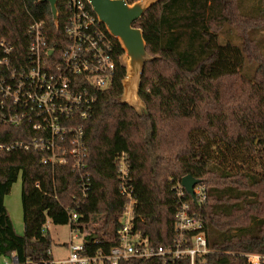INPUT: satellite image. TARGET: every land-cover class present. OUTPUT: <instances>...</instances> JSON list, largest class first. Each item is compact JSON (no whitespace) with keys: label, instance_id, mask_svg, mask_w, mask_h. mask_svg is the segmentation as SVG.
Masks as SVG:
<instances>
[{"label":"trees","instance_id":"trees-1","mask_svg":"<svg viewBox=\"0 0 264 264\" xmlns=\"http://www.w3.org/2000/svg\"><path fill=\"white\" fill-rule=\"evenodd\" d=\"M252 1L256 9L244 13L238 0H159L143 14L133 27L142 31L152 60L142 75L146 110L140 114L120 102L123 52L110 37L111 84L96 92L89 118L72 121L83 130L82 170H74L69 158L52 169L41 164L43 153L8 150L35 134L27 126L0 123V257L51 264L48 222L79 234L91 228L84 255L107 253L116 245L125 203L117 174L121 154L137 201L133 225L152 245L173 243L177 188L191 176L204 186L205 202L198 206L184 190L182 201L203 222L211 252L204 256L206 264H245V255H264V39L256 35L264 31V7L262 0ZM68 2H57L56 28L46 3L0 0V42L11 49L9 69L27 60L33 22L43 23L47 47L61 54ZM228 28L240 47L226 41ZM4 56L0 47V59ZM246 63L253 67L247 76ZM6 72L0 67V78ZM19 178L22 235L4 206ZM120 264L163 263L152 258Z\"/></svg>","mask_w":264,"mask_h":264},{"label":"built area","instance_id":"built-area-1","mask_svg":"<svg viewBox=\"0 0 264 264\" xmlns=\"http://www.w3.org/2000/svg\"><path fill=\"white\" fill-rule=\"evenodd\" d=\"M136 1L124 0L129 5ZM67 5L66 47L59 56L47 47L42 22H33L28 27L27 60L16 69L8 68L11 49L0 42L5 55L0 59V67L7 69L0 78V123L27 126L35 134V138L27 142L11 144L8 150L43 153L41 164L52 169L67 164L69 158L74 170H82L86 157L83 130L72 121L89 118L96 92L108 89L111 84L115 63L110 36L99 27L88 3L69 0ZM117 174L119 193L125 203L118 221L116 245L107 253L97 251L93 256H85L84 238L74 244L82 235L70 231L67 257L51 264H120L152 258L161 259L163 264H174L182 258L187 259L188 264H206L204 256L211 252L203 222L182 201L181 184L176 193L179 209L175 214L173 243L166 247L154 246L133 225L137 201L129 184L126 154L117 158ZM193 196L195 204H204V186L195 185ZM75 221L76 215L71 213L70 223ZM244 257L245 264H264V255ZM7 258L9 264H19L15 256Z\"/></svg>","mask_w":264,"mask_h":264},{"label":"water","instance_id":"water-1","mask_svg":"<svg viewBox=\"0 0 264 264\" xmlns=\"http://www.w3.org/2000/svg\"><path fill=\"white\" fill-rule=\"evenodd\" d=\"M96 16L97 23L104 27L108 35L120 46L123 55L119 62L125 68L122 80L120 102L140 114L146 107L140 99V88L145 65L152 60L146 52L143 33L133 25L159 0H138L126 4L124 0H84ZM58 0H40L46 3L52 15L54 26L58 28ZM199 183L191 176L181 179V187L193 197V187Z\"/></svg>","mask_w":264,"mask_h":264},{"label":"rangeland","instance_id":"rangeland-1","mask_svg":"<svg viewBox=\"0 0 264 264\" xmlns=\"http://www.w3.org/2000/svg\"><path fill=\"white\" fill-rule=\"evenodd\" d=\"M242 11L244 13H251L256 7L253 4L252 0H238ZM262 6L264 7V0H262ZM227 28V27H226ZM261 39H264V31H260L256 34ZM228 38V39H227ZM226 41L232 42L237 46H241V41L238 39L236 34L232 29L228 28V37L225 36ZM253 67L246 63L244 66L243 73L244 75H249L252 73ZM4 206L6 208L7 214L11 220L14 231L17 235H22L23 233V222H22V205H21V179L12 186L10 193L4 197ZM45 229L50 234L52 239V248L51 253L54 260H60L68 255V250L65 247L67 246L70 240V228L69 226H54L49 222L46 224ZM93 233L91 228L83 230L82 236L74 240V244H79L82 242L83 238L88 236V234ZM10 263V259L7 257L0 258V264Z\"/></svg>","mask_w":264,"mask_h":264}]
</instances>
